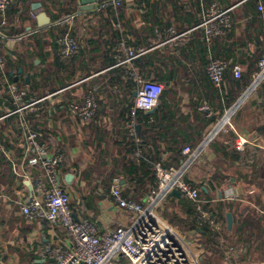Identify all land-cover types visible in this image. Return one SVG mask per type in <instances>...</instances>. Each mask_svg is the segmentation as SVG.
Listing matches in <instances>:
<instances>
[{
	"label": "crops",
	"instance_id": "1",
	"mask_svg": "<svg viewBox=\"0 0 264 264\" xmlns=\"http://www.w3.org/2000/svg\"><path fill=\"white\" fill-rule=\"evenodd\" d=\"M68 1L14 0L9 7L11 23H8V28L21 32V35L5 36L3 50L7 60L14 62L15 56L23 54L25 48L20 44V39L37 33L44 35L57 25L52 16ZM78 1L74 0L76 10L64 20H67V30L70 28L71 35L80 45L79 55L57 63L59 50L53 51L50 39L44 37L42 50L23 54V66L10 71V77L18 86L26 83L27 77L28 85L30 79L35 77V82L45 85L44 89H53L34 99L37 103L21 113L36 117L34 119L31 115L34 121L30 123L38 132L39 140L46 146L48 154L63 156V162L58 167V181L70 196L74 217L93 221L99 234H102L119 226H127L130 219V214L120 210L113 202L106 177L114 169L124 172L128 158L139 159L136 151L128 152L130 147L127 144L131 137L125 133L128 130L125 108L134 101L136 92L133 91L131 96L126 93V76H131L135 82L137 78L143 79L134 60L156 52L155 56L146 60L149 66L147 77L162 85L165 81L175 84L165 98L168 104L173 105L172 115L164 112L167 116L159 128L172 132L187 130L193 136L200 135L201 142L221 119L218 110L212 108L216 97L205 87L206 65L212 58H217L233 66L239 65L244 71L264 54V22L257 21L259 16L253 0H148L139 9L138 0H123L124 10L119 14L115 11L114 26L107 35L102 25L107 18L113 20L106 9L113 5L108 0H98L93 9L80 12ZM213 4H217L221 10L230 9L233 31L208 45L203 41L201 23ZM112 9L116 10L114 7ZM36 10L43 12L49 26L38 29L41 22L37 20L39 15L35 13ZM72 15H75L73 20H68ZM104 41L108 42V46H104ZM121 44L143 53L131 63H122L124 54L120 51ZM105 50H109L108 58L116 62L103 68L102 55ZM248 88L233 104L240 102L238 108L245 106L237 115L232 131L236 138L240 136L249 142L244 149L259 148L264 151L262 97L247 92ZM86 91H92L98 103V112L91 122L83 123L65 105L71 101H81ZM244 94L246 96L243 98ZM2 95L0 93V137H3L5 150L0 152V264H53L54 259L43 257L40 249L51 246L66 250L72 247V243L60 225L30 221L21 211L23 202L31 197L32 183L42 175V170L39 166L22 165L24 149L21 131L17 118H13L19 116L20 112L9 110V106L2 101ZM203 103L209 107L208 111L199 109ZM155 109H152V113ZM214 116L216 120L212 119ZM137 126L140 129V125ZM158 145L162 149L161 158L168 161L169 153L163 152L168 145L163 140ZM238 152L239 158L233 161L236 165L244 158V150ZM215 157L211 151L202 153L189 171L191 183L203 184L204 179L211 176L214 168L211 163ZM184 160L185 157L179 165ZM132 176L141 175L137 173ZM120 184L124 194L128 186L124 180H120ZM246 188L242 180L230 177L213 192L214 201L223 198L224 202H230L255 191L254 188ZM129 189L131 192L135 190L138 195L144 194L141 201L150 193L145 186H130ZM202 189L205 190V187ZM245 206L248 203L242 201L240 213ZM227 213L232 215L233 220V214L227 210L225 220Z\"/></svg>",
	"mask_w": 264,
	"mask_h": 264
},
{
	"label": "built area",
	"instance_id": "2",
	"mask_svg": "<svg viewBox=\"0 0 264 264\" xmlns=\"http://www.w3.org/2000/svg\"><path fill=\"white\" fill-rule=\"evenodd\" d=\"M114 8L120 5V0H108ZM145 2L147 0H138ZM256 3V12L264 22L263 0H253ZM14 0H0V71L4 72L7 58L5 57L3 44L6 39L2 28L8 24L7 11ZM72 15L68 20H73ZM204 41L210 45L216 37L224 36L232 29L233 22L230 9L221 10L217 4H213L201 23ZM58 57L62 60L72 58L78 54L80 45L71 35L70 28L61 36ZM120 51L124 54L122 63H131L140 56L143 51L136 52L133 48L121 44ZM228 64L222 59L212 58L206 66V74L215 87H219L223 81L224 72ZM234 78L241 76L242 68L234 65L231 68ZM253 81L249 86V92L264 81V55L258 61V70L253 74ZM136 95L130 112L128 123V135L137 146L136 157L140 158L141 143L137 135L135 116L138 111L148 112L156 108L158 99L162 93L163 85L157 82L145 81L137 78ZM26 90L16 83H8V94L13 104L18 108L19 128L24 149L22 165L31 167L39 166L42 175L31 185V197L23 202L21 211L30 221L40 220L51 225H60L69 237L72 247L58 249L44 246L40 249L43 257L54 259L53 264H201L195 249L179 234L175 227L167 223L159 214V209L172 191L177 190L181 196L196 204L204 218L207 214L201 210L199 190L192 186L188 178L191 167L199 160L208 145L221 132L234 130L231 118L238 106L228 109L214 128L208 132L203 140L194 149L185 147L182 154L185 160L181 165L165 168L160 162L153 163V171L156 177V186L143 201L137 202L123 195L120 180L114 178L110 183V195L116 206L130 214L129 224L119 226L99 234L96 224L91 220H78L74 217L70 208V196L58 181V167L63 162L61 154H48V150L39 140L37 132L30 129L26 122V113H21L26 108L37 103L22 102ZM208 111L209 107L203 103L200 108ZM68 110L83 123L94 119L98 112V103L92 91H88L81 101L68 104ZM208 112V116H210ZM249 142L240 136L235 140V148L243 151ZM5 147L0 143V152ZM227 254L233 256V249L229 248Z\"/></svg>",
	"mask_w": 264,
	"mask_h": 264
},
{
	"label": "trees",
	"instance_id": "3",
	"mask_svg": "<svg viewBox=\"0 0 264 264\" xmlns=\"http://www.w3.org/2000/svg\"><path fill=\"white\" fill-rule=\"evenodd\" d=\"M138 2L139 9L145 2ZM123 3V0H121L120 6H118L116 10H113L111 5L106 8L113 16V20L111 18H107L104 20L105 22L102 25V28L107 35L112 32L115 21V11L119 14L121 10H124ZM9 10L10 9H8L6 15L8 23H11ZM14 10L17 12V9ZM75 10L76 7L74 6V0H69L68 3L60 6L58 12L52 16L53 20L58 22L57 25L53 26L44 35L37 33L34 36L20 39V44L25 48L23 54H27L28 51L36 49H38V51L42 50L44 46V37L50 39L53 51H58L59 45L56 44L57 40L66 33L68 27L67 20L64 19L71 15ZM11 15H13V10ZM257 21H260L259 17L257 18ZM8 27L9 24H7L5 28H2L5 36L11 37L21 35V32H17L16 30ZM232 31L233 26L229 33L220 37L228 36L232 33ZM112 36L115 37V34ZM220 37H216L214 39ZM104 44H106L104 46H108L107 41H104ZM130 44L132 47L137 49L135 44L131 42ZM79 53L80 51L70 59L77 57ZM108 53L109 50H105L102 55L103 64L101 67L103 68L116 62L115 59L111 60L108 58ZM23 54L15 56L14 62L7 60L4 72L0 71V93L3 94L2 101L9 106V110L16 111L18 108L17 105L13 104L12 99L8 94V83H13V78L10 77V71L23 66L25 62ZM155 55L156 52H153L151 55L140 57L138 61L134 60L140 76L145 81L156 82L150 80L146 75L147 69H149L148 62H146V60H150V58ZM263 55L264 54H261L257 60H254L248 67H246L238 79L234 78L231 72L233 65L227 63L228 69L224 72L223 81L219 87H214L205 71V87L215 95V103L212 108L214 111L218 110L220 117H222L226 110L232 107L237 98L251 85L253 81L252 76L258 70V61ZM56 60L57 63L62 61L60 58ZM225 62L228 61L225 60ZM126 79L127 82L124 83L128 86L126 93L131 96L132 92L138 88L137 83L129 75L126 76ZM106 84L108 85V83ZM19 86L20 88L26 90L22 100L24 104H30L31 100L34 101V99H38L42 95L53 91L52 88L44 89L45 85L35 82V77L30 79V83L28 85L24 82ZM60 86L63 87L64 84H61ZM174 86L175 84L170 83L169 81L164 82L163 90L158 99V104L154 113L151 115L146 114V112L143 111H138L136 113L135 122L136 125H140V129L137 131V135L141 141L139 145L141 150L140 158H128V160H125L127 161L125 162L127 166H125L124 172L114 169L107 174L106 180L109 185L115 177L119 180L125 181L128 189H126L123 195L128 199L141 202V199L144 196V194L138 195L135 193V190L134 192H131V189H129L130 186H140V188L145 186L148 188L147 191L149 192L155 189L156 177L153 171V163L160 162L165 168L171 166L177 167L179 166L180 161L184 159L182 150L185 147L194 149L196 144H198L201 140L200 135L193 136L187 130L172 132L169 129L164 130L159 128L163 118L167 116L163 113L168 112L172 115L173 105L168 104L165 98L167 94L173 90ZM27 87L28 89H26ZM87 92L88 91H86L85 94ZM253 93L262 97L260 106L264 108V81L253 90ZM68 103L65 105L66 107L68 106ZM244 106L245 104L238 108L233 114L231 118L233 125L236 124L237 115L241 112ZM132 107L133 100L127 104V107L125 108L128 118L127 123H129ZM190 110L192 111V109ZM31 115L32 114H26V122L29 124L32 131L37 132L36 129L31 126L30 122L34 121V116L32 115L33 117H31ZM13 118H17L18 124L19 116H14ZM34 119H36V117H34ZM212 119L216 120L217 117L214 116ZM11 120L13 119L11 118ZM125 133L128 134L127 129ZM2 138L3 137H0V143L4 144ZM235 138L236 135L232 130L221 132L214 138V140L206 148V151H211L216 156L215 160L211 163L214 167L213 173L207 179H204L203 184L191 183L193 187L199 190V199L202 202L201 210L207 214V218H204L201 215L194 202L185 197L176 199L169 195L164 202L165 204L162 205L163 208L161 207L159 209V214L167 223L178 227V229L184 234H193V236L189 235L190 240H188V243L197 251L198 258L202 264L264 263V151L259 148H246L244 149V158L236 165V162L233 163V161H236L239 158L240 152H238L235 148ZM161 140L165 141L166 145H168L166 149L163 150V152L167 151L169 153L168 161H163L161 158L162 149L158 145ZM127 145L130 147L128 152L132 153L137 150V146L132 138ZM229 160H231V162ZM137 173H140L141 176H132L135 174L137 175ZM230 177H234L237 181L242 180V182H244L247 186V190L254 188L253 190L255 191L230 202H224L223 198L214 201L215 196L213 195V192L226 183ZM203 187H205V190L202 189ZM242 201L248 203V206L243 207L244 211L240 213L239 210H242ZM161 209L162 213L160 211ZM226 210L233 214V224L230 230H228L226 226ZM229 248L233 249V256H227L226 253Z\"/></svg>",
	"mask_w": 264,
	"mask_h": 264
},
{
	"label": "water",
	"instance_id": "4",
	"mask_svg": "<svg viewBox=\"0 0 264 264\" xmlns=\"http://www.w3.org/2000/svg\"><path fill=\"white\" fill-rule=\"evenodd\" d=\"M98 0H79L78 1V4L79 6L81 7L80 8V12H87L91 9H93V6L95 5V3L97 2ZM37 8H39L40 6L37 4L36 6ZM35 13H37L39 16L37 17V20L41 23H39L38 25V29L41 30L43 29L44 27L46 26H49V20L44 16L43 12L41 11H35ZM42 21H46L45 23H42ZM12 75V74H11ZM29 78L27 77L26 78V83H28V80ZM16 82V78L14 80ZM249 92V90L247 91ZM246 92V94H247ZM246 94H244L243 98L246 96ZM134 95H136V92H134ZM240 102L236 103L234 105V107L232 108V110L237 107L239 105ZM154 110H151L149 111L148 113L151 114ZM137 130H139V126H137ZM172 196L174 197H177L179 198L181 196V194L177 191V190H174L172 191L171 193ZM226 224H227V229L230 230L232 228V224H233V220H232V215L230 213H227L226 214Z\"/></svg>",
	"mask_w": 264,
	"mask_h": 264
},
{
	"label": "rangeland",
	"instance_id": "5",
	"mask_svg": "<svg viewBox=\"0 0 264 264\" xmlns=\"http://www.w3.org/2000/svg\"><path fill=\"white\" fill-rule=\"evenodd\" d=\"M163 208V207H162ZM161 211V213H162V209L160 210ZM174 227V226H173ZM177 229V231L181 234V236H183V238L188 242V240H190L189 238V235H192L193 236V234H190V233H183L182 231H180L179 229H178V227L176 228ZM195 252H197V251H195ZM202 264V263H201Z\"/></svg>",
	"mask_w": 264,
	"mask_h": 264
}]
</instances>
